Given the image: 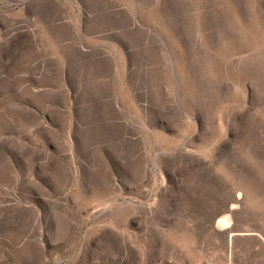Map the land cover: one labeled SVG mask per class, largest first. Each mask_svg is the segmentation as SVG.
<instances>
[{
  "label": "rangeland",
  "instance_id": "rangeland-1",
  "mask_svg": "<svg viewBox=\"0 0 264 264\" xmlns=\"http://www.w3.org/2000/svg\"><path fill=\"white\" fill-rule=\"evenodd\" d=\"M0 264H264V0H0Z\"/></svg>",
  "mask_w": 264,
  "mask_h": 264
},
{
  "label": "bare ground",
  "instance_id": "bare-ground-1",
  "mask_svg": "<svg viewBox=\"0 0 264 264\" xmlns=\"http://www.w3.org/2000/svg\"><path fill=\"white\" fill-rule=\"evenodd\" d=\"M239 201H240V198H238V199L236 200V203H238ZM226 220L228 221V218L225 219V221H226ZM219 226H220V227H223V226H224V223H223V222H220V223H219Z\"/></svg>",
  "mask_w": 264,
  "mask_h": 264
}]
</instances>
